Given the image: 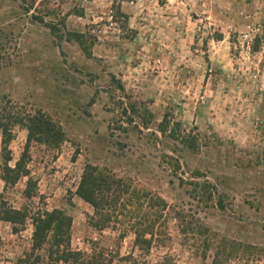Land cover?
Masks as SVG:
<instances>
[{"label":"rangeland","instance_id":"rangeland-1","mask_svg":"<svg viewBox=\"0 0 264 264\" xmlns=\"http://www.w3.org/2000/svg\"><path fill=\"white\" fill-rule=\"evenodd\" d=\"M0 112L9 166L26 153L38 189L5 186L0 132V206L62 212L73 250L138 254L134 231L89 225V165L129 183L138 221L165 203L147 262L211 264L226 239L247 247L231 264H264V0H0ZM32 234L0 218V264L30 255ZM48 249L37 264H63Z\"/></svg>","mask_w":264,"mask_h":264},{"label":"trees","instance_id":"trees-1","mask_svg":"<svg viewBox=\"0 0 264 264\" xmlns=\"http://www.w3.org/2000/svg\"><path fill=\"white\" fill-rule=\"evenodd\" d=\"M121 1V0H118ZM27 122V121H26ZM30 121H28L29 123ZM42 122V121H41ZM29 136L26 151L29 147L31 138L36 135L33 131V124L28 127ZM38 132L45 139H49L50 129L45 122L39 124ZM36 130V128H34ZM0 132L2 133V176L1 179L6 187L15 185L22 177H27V186L24 191V197L32 201L38 197V189L36 182L31 179L26 167V153L16 163L15 168H11L9 145L13 139L11 128L4 121V114L0 112ZM128 184V185H127ZM118 179L112 172L107 169H97L87 166L78 187L77 194L85 202L93 207V215L89 217V225L98 233L106 230L120 231L119 239L123 241L127 232L134 231L135 241L134 248L138 254L134 252L125 257L116 255V258L110 255L104 249L98 247L97 242H91L87 251L73 250L70 245V228L71 220L60 211L48 212L45 210H37L29 212L27 208L16 210L14 208L5 209V202L2 201L0 206L1 220L10 223L13 226L14 233L20 231L27 220L30 219L33 226L32 247L30 255L18 261V264H37L39 257H35V253L49 247V257L55 263L63 264H115L114 260L122 264H151L145 259V254L151 250L153 244L160 241L159 222L162 213L166 209V205L160 197H157V206L162 208L161 213L154 211L149 213L145 222L137 219L144 214L143 206L137 205L135 199H132L131 188L129 183ZM4 205V206H3ZM151 205V204H150ZM146 205V212L151 210L152 205ZM152 217V218H150ZM134 222V223H133ZM202 228V225H201ZM150 238L147 239L145 236ZM213 245V244H212ZM150 247V248H149ZM247 247L221 239L215 245V255L211 264H231L234 254L244 253ZM238 260V259H237ZM175 260L170 256L160 258L154 264H174Z\"/></svg>","mask_w":264,"mask_h":264}]
</instances>
